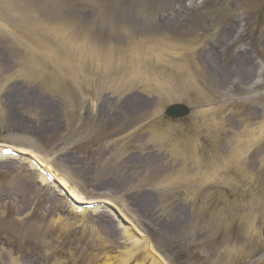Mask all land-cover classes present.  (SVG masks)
I'll return each instance as SVG.
<instances>
[{
    "label": "rangeland",
    "instance_id": "1",
    "mask_svg": "<svg viewBox=\"0 0 264 264\" xmlns=\"http://www.w3.org/2000/svg\"><path fill=\"white\" fill-rule=\"evenodd\" d=\"M0 146L156 255L2 159L0 264H264V0H0Z\"/></svg>",
    "mask_w": 264,
    "mask_h": 264
},
{
    "label": "bare ground",
    "instance_id": "2",
    "mask_svg": "<svg viewBox=\"0 0 264 264\" xmlns=\"http://www.w3.org/2000/svg\"><path fill=\"white\" fill-rule=\"evenodd\" d=\"M185 9V8H184ZM245 61V60H244ZM242 62L243 63V65L241 66V68L240 69H237V72H239V73H242V72H244L245 71V69L247 68L248 69V64L246 63V62ZM119 87V86H118ZM58 89V88H57ZM59 90V89H58ZM66 94H67V99H68V101L67 102H69L70 101V97L72 98V99H74V95H75V93L74 92H71V95H70V92L68 91V90H66ZM70 96V97H69ZM72 102H73V100H72ZM70 104H71V101H70ZM179 145H177V146H179L180 148V151L181 152H183L182 151V149H184V147L185 146H183V144H180V142L178 143ZM182 148V149H181ZM187 149V148H186ZM19 150L20 151H23V152H25V150H24V148H19ZM29 151V150H28ZM30 152V151H29ZM28 152V153H29ZM26 154H28L27 153V151L25 152ZM29 155H31V156H33L35 159H37V160H39L42 164H43V167L45 166V167H47V168H49L51 171H52V174H53V176H54V178L60 183V185L64 188V190L65 191H67L68 192V194L70 195V197L72 198V199H74V201L75 202H77V203H79V204H87V203H98V202H100V201H98V200H94V201H86L85 200V198L84 197H82L79 193H78V191L76 190V189H74L72 186H71V183L69 182V180H68V178H66L65 176H60V174H57L58 173V171L57 170H54V169H52L51 167H50V162H48V160H46V159H41V158H39V157H37V156H35L34 155V152H32L31 151V153H29ZM179 156H180V154H179ZM44 158V157H43ZM35 175V174H34ZM40 181L42 182V184L43 183H46V181L41 177L40 178ZM49 186V185H48ZM51 188V187H50ZM51 190L54 192V190L51 188ZM64 204H65V202L63 201V200H61ZM67 206V205H66ZM67 210L68 211H70V212H73V210L72 209H70L68 206H67ZM86 211H84L83 212V214H82V218H84L85 217V215H86ZM55 222H58L57 220L55 221ZM129 225H123L120 229L122 230V233L124 234L123 236H125V237H127V239H128V241L130 242V246H135L136 245V247H140L141 249L143 248L144 250L146 249V247H147V251H149V252H152L153 253V249H154V247L152 246V245H150L149 244V242L147 241V239L146 238H143V240H142V242H139L140 240L139 239H141L142 238V236H141V234H140V232H137L138 233V235H136L135 236V238L132 236V235H134V234H132V227H130ZM134 232V231H133ZM224 233H227V232H224ZM137 237V238H136ZM137 242H139V245H138V243ZM147 244V245H146Z\"/></svg>",
    "mask_w": 264,
    "mask_h": 264
},
{
    "label": "water",
    "instance_id": "3",
    "mask_svg": "<svg viewBox=\"0 0 264 264\" xmlns=\"http://www.w3.org/2000/svg\"><path fill=\"white\" fill-rule=\"evenodd\" d=\"M187 113L188 110L183 105H172L166 109V116L170 118H181Z\"/></svg>",
    "mask_w": 264,
    "mask_h": 264
}]
</instances>
